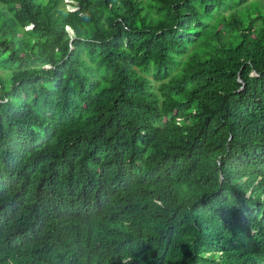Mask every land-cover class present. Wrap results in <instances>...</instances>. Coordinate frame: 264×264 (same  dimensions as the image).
Returning a JSON list of instances; mask_svg holds the SVG:
<instances>
[{"label": "trees", "instance_id": "1", "mask_svg": "<svg viewBox=\"0 0 264 264\" xmlns=\"http://www.w3.org/2000/svg\"><path fill=\"white\" fill-rule=\"evenodd\" d=\"M0 68V264H264V0H0Z\"/></svg>", "mask_w": 264, "mask_h": 264}, {"label": "rangeland", "instance_id": "2", "mask_svg": "<svg viewBox=\"0 0 264 264\" xmlns=\"http://www.w3.org/2000/svg\"><path fill=\"white\" fill-rule=\"evenodd\" d=\"M0 72H1V73H4V70L0 68ZM1 73H0V74H1ZM147 76H148L149 78H151V75H150V74H148Z\"/></svg>", "mask_w": 264, "mask_h": 264}]
</instances>
